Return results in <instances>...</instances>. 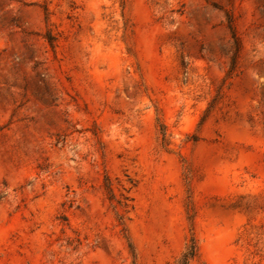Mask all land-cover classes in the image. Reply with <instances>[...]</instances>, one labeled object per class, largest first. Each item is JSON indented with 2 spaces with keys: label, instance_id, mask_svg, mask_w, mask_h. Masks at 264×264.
I'll list each match as a JSON object with an SVG mask.
<instances>
[{
  "label": "rangeland",
  "instance_id": "1",
  "mask_svg": "<svg viewBox=\"0 0 264 264\" xmlns=\"http://www.w3.org/2000/svg\"><path fill=\"white\" fill-rule=\"evenodd\" d=\"M191 238L264 264V0H0V264Z\"/></svg>",
  "mask_w": 264,
  "mask_h": 264
},
{
  "label": "trees",
  "instance_id": "2",
  "mask_svg": "<svg viewBox=\"0 0 264 264\" xmlns=\"http://www.w3.org/2000/svg\"><path fill=\"white\" fill-rule=\"evenodd\" d=\"M230 29H231V32H232V38H233V41H234V44H235V48H236V52H237L236 56H237V54L239 52V41H238V38L236 37V35L234 33V30H233L232 26H230ZM235 62H236V58L232 61V65L235 64ZM105 189L110 194V200H111L113 198L112 197L113 195H112L111 184H110L108 179L105 180ZM118 204H120V203H118ZM123 207H126V206L124 205ZM118 218H119L120 221L122 220V216L121 215H118ZM123 232H126L125 228H123ZM125 238L127 239V237H125ZM127 242H128V246H129L132 258H133V260H135V253H134V250L132 248V245L129 243L128 239H127ZM197 254H198V246L196 244L195 239L191 238L190 242H189V244H188V246H187V248L185 250V252L181 256V258L179 259L177 264H190V262L197 257ZM133 264H135V262H133Z\"/></svg>",
  "mask_w": 264,
  "mask_h": 264
}]
</instances>
